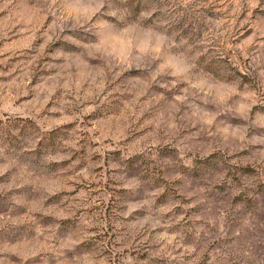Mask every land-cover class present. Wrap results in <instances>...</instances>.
I'll return each mask as SVG.
<instances>
[{"label":"rangeland","instance_id":"obj_1","mask_svg":"<svg viewBox=\"0 0 264 264\" xmlns=\"http://www.w3.org/2000/svg\"><path fill=\"white\" fill-rule=\"evenodd\" d=\"M0 264H264V0H0Z\"/></svg>","mask_w":264,"mask_h":264}]
</instances>
